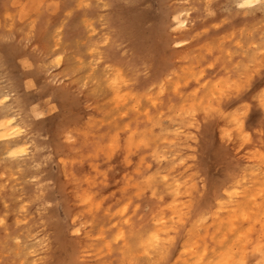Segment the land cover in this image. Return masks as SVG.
Segmentation results:
<instances>
[{
	"label": "clouds",
	"instance_id": "9594fccd",
	"mask_svg": "<svg viewBox=\"0 0 264 264\" xmlns=\"http://www.w3.org/2000/svg\"><path fill=\"white\" fill-rule=\"evenodd\" d=\"M0 264H264V0H0Z\"/></svg>",
	"mask_w": 264,
	"mask_h": 264
}]
</instances>
